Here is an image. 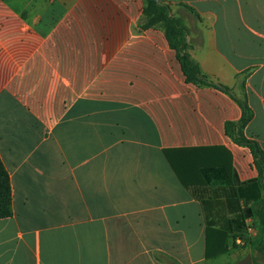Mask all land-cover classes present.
Wrapping results in <instances>:
<instances>
[{
	"label": "crops",
	"instance_id": "obj_1",
	"mask_svg": "<svg viewBox=\"0 0 264 264\" xmlns=\"http://www.w3.org/2000/svg\"><path fill=\"white\" fill-rule=\"evenodd\" d=\"M158 1L183 20L202 74L228 91L185 81L163 28L139 26L145 0H0V161L12 210L0 219V264L247 255H205L206 222L220 230L230 214L227 179L203 156L240 182L257 176L224 125L244 101L243 134L264 153V0ZM166 153L194 165L179 178Z\"/></svg>",
	"mask_w": 264,
	"mask_h": 264
},
{
	"label": "trees",
	"instance_id": "obj_2",
	"mask_svg": "<svg viewBox=\"0 0 264 264\" xmlns=\"http://www.w3.org/2000/svg\"><path fill=\"white\" fill-rule=\"evenodd\" d=\"M145 2L146 4L142 12V19L139 26L141 28H146L152 25H159L163 28L169 46L176 51L185 81L193 85L213 86L228 91L205 77L200 71L198 64L188 54L186 43L187 31L183 20L171 15L170 7L161 1L145 0ZM235 99L241 108V117L237 122H226L224 125V132L234 144L248 148L253 157V164L257 171V176L240 182L230 167H226L221 163H207L208 159H210V161L211 158L213 160L215 159L214 155L208 154L203 156L205 160V169L208 170L215 167L218 170L216 171V176L219 174L225 176L227 179L226 183L229 186L225 207L230 214V218L222 224L220 230L212 228V225L206 222V225L208 224L206 226L205 249L207 258L226 253L228 239L232 240L233 245V241L236 238L243 239L247 219L253 220L259 228L264 229V153L255 140L248 139L244 136L243 129L251 118V111L244 101L237 98ZM165 157L176 176L179 177L180 174L175 164H178L179 167L183 166V159L179 157L177 159L175 156L169 157L167 153ZM185 159L188 162L187 164L194 165L192 162L195 158ZM11 214L9 177L0 161V219L10 217ZM209 231L218 232V235L210 237ZM210 238L212 242L211 245H209ZM254 252L256 255L252 258V261H255L257 258H261L264 261V235L257 240L254 246Z\"/></svg>",
	"mask_w": 264,
	"mask_h": 264
},
{
	"label": "rangeland",
	"instance_id": "obj_3",
	"mask_svg": "<svg viewBox=\"0 0 264 264\" xmlns=\"http://www.w3.org/2000/svg\"><path fill=\"white\" fill-rule=\"evenodd\" d=\"M175 166L177 167L178 169V172L181 176L184 175L183 171H182V167H179L178 164H175ZM254 223V221H253ZM254 227V232L253 234L251 235L250 239L246 240L245 244L243 246H241L240 248H242V250L239 251V253L237 252V246L233 245L232 244V240L231 239H228L227 240V249H228V253H232V254H235L237 255L238 257H243L245 256L246 254H250L251 253V250H253L257 240L262 236L264 235V229L263 228H259L258 225L256 224V222L254 223L253 225ZM211 237V236H210ZM211 238L209 239V245H211ZM253 254V253H252ZM256 254L254 253V256ZM228 256V255H227ZM255 262L257 264H264V261L261 259V258H257L255 260ZM210 264H214V262L210 263Z\"/></svg>",
	"mask_w": 264,
	"mask_h": 264
},
{
	"label": "built area",
	"instance_id": "obj_4",
	"mask_svg": "<svg viewBox=\"0 0 264 264\" xmlns=\"http://www.w3.org/2000/svg\"><path fill=\"white\" fill-rule=\"evenodd\" d=\"M245 234H244V238H236L233 242L237 245V246H243L246 242V240L250 239L251 235L254 232V227H253V220L251 219H247L246 223H245Z\"/></svg>",
	"mask_w": 264,
	"mask_h": 264
},
{
	"label": "water",
	"instance_id": "obj_5",
	"mask_svg": "<svg viewBox=\"0 0 264 264\" xmlns=\"http://www.w3.org/2000/svg\"><path fill=\"white\" fill-rule=\"evenodd\" d=\"M238 264H252V259L250 254H247Z\"/></svg>",
	"mask_w": 264,
	"mask_h": 264
}]
</instances>
